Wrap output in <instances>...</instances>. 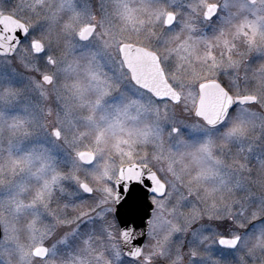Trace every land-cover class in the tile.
Returning <instances> with one entry per match:
<instances>
[{"label": "snow or ice", "instance_id": "snow-or-ice-1", "mask_svg": "<svg viewBox=\"0 0 264 264\" xmlns=\"http://www.w3.org/2000/svg\"><path fill=\"white\" fill-rule=\"evenodd\" d=\"M0 264H264V0H0Z\"/></svg>", "mask_w": 264, "mask_h": 264}]
</instances>
